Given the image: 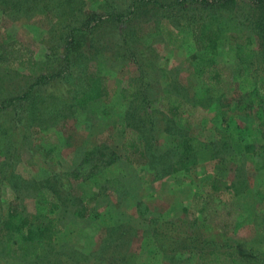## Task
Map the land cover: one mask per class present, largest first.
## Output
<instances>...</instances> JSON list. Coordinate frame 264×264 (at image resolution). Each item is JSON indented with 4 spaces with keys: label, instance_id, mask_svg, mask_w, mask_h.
<instances>
[{
    "label": "rangeland",
    "instance_id": "1",
    "mask_svg": "<svg viewBox=\"0 0 264 264\" xmlns=\"http://www.w3.org/2000/svg\"><path fill=\"white\" fill-rule=\"evenodd\" d=\"M174 1L0 0V137L6 133L17 137L19 130L14 132L4 124L13 118H1L19 113L26 117L21 123L34 125L29 135L36 145V153L28 147L22 149L18 173L11 169L9 175L2 173L11 165L3 166L6 158L0 152V186L6 178L10 182L0 188V211L5 215L15 202L24 215L49 212L50 206L40 204L38 196L40 186L48 178L55 172L74 169L85 178L74 182L70 194L73 201H68L69 212L61 220L63 235L53 245L43 241L37 252L41 258L31 259L26 253L29 246L16 255L0 243V264H197L202 261L199 252L188 253L194 250L184 244L191 240L187 237L189 226L192 235L199 233L208 238L198 241L201 246H207L209 240L228 242L233 248L224 247L222 251L245 249L244 261L250 251L256 254L252 264H264V196L260 193L264 169L256 167L255 156L252 159L245 154L234 155L228 145L231 135L245 140L261 135L250 91L261 84L264 99V9L251 0H237L225 11ZM209 12L231 15L232 21L245 30L256 58L253 69H246L248 64L237 55L232 40L224 41L215 55L198 49L193 30L207 21ZM115 13L126 20L108 18ZM95 20L100 22L94 23ZM170 32L172 40L178 41L176 45L168 41ZM17 49L24 57L10 60L7 52ZM136 57H155V61L152 67H146ZM212 67L220 70V96L211 95L208 78L203 75L204 71L210 73ZM154 68L160 72V77L155 76L164 82L165 91L187 101L175 117H182L181 122L153 127L154 144L157 145L156 136H160L158 148L162 150V144L174 148L178 143L162 131H176L178 139L192 136L194 151L207 149L204 158L192 166L190 212L184 210L191 202L188 184L181 183L178 191L167 187L161 191L144 190L140 179L130 176L139 167L137 163L119 158L104 169L99 164L95 167L97 160L86 156L90 150L104 146L110 147L109 152L124 155L123 143L131 128L123 121L134 107L131 98L137 88L133 85L143 70L146 73V69ZM89 73L107 77L109 95L83 108L73 104V98L88 87ZM15 101L20 103L19 109L14 106ZM174 104L167 97L154 109L166 113ZM138 109L141 110L140 105ZM155 114L158 113L138 115L150 118ZM39 146H54V158H44ZM209 176L228 179L240 190L236 198L241 210L238 219L244 223L239 228L224 229L217 221L209 222L195 208L193 196L202 190ZM153 193L158 196L150 197ZM82 201L90 206L91 214L102 216L85 220L74 217L72 211ZM161 209L164 213L160 217ZM158 230L180 243L172 245L177 253L170 258L166 256L170 253H162L153 240V232ZM222 261L229 264V258ZM236 264L244 263L239 259Z\"/></svg>",
    "mask_w": 264,
    "mask_h": 264
},
{
    "label": "trees",
    "instance_id": "2",
    "mask_svg": "<svg viewBox=\"0 0 264 264\" xmlns=\"http://www.w3.org/2000/svg\"><path fill=\"white\" fill-rule=\"evenodd\" d=\"M251 1L254 5L264 9V0ZM174 2L202 4L207 5L211 9H215V7H217L225 11L227 8H230L232 4H235L237 0H176ZM159 4L163 5V3ZM210 13L211 12L208 14ZM219 15L220 14H210L206 17L207 21L199 23L194 27V38L198 49L215 55L224 41L232 40L236 44L237 55L240 56L243 62L248 64L246 69H253L256 66V58L253 48H250V37L247 36L245 30H243L240 25L232 21L233 19L231 15L230 17ZM108 18L117 21L126 20L120 13L110 14V17ZM97 22L99 23L100 21L95 20L94 23ZM212 25H214V27ZM167 38L173 45H176L178 42L172 40L173 33L171 32ZM7 55H11L12 59L10 60L12 61H16L24 57V54L20 49H17L16 51H8ZM136 58H140L142 65H146V67H152L153 62L155 61V57ZM206 73L208 75H206ZM89 75L90 81H88V87L84 88L81 94L73 98V104L83 108L93 100L109 95L106 83L107 77L104 75H95L94 73H89ZM155 75L160 77L159 70H155V68L153 71L146 69V73L143 70L140 80L133 85L137 88L135 91L136 96L134 95L132 96L133 98H131L132 102L134 100V107L133 109L127 111L126 121H123L124 125L126 124L125 126L131 128L128 133L129 136L127 135L128 138H126L123 143V149L125 151L124 155L118 156L114 151L109 152L110 147L107 146L100 148V150L94 148L93 150H90V152L86 153V156L88 157L87 159L92 160L95 158V160H97L95 167L99 164L105 169L106 167L115 164L119 158H122L129 163H137L139 166L143 164L148 169H155V172L157 173L156 176L160 177V175H163L161 173L170 174L172 172H176L177 166L179 168H187L189 165L193 166L199 162L200 158H204L207 154V149L204 151H194V149H192L190 139H178L176 131L173 133H166L167 131L165 130L162 131L164 136H173L175 144L178 143V145L174 146V148L171 146L166 147V145L163 144L162 150L158 148V143H161L160 136H156L155 142L157 145L154 144L153 136L155 137V135H153V127L161 124L169 125L170 122L175 123L173 118L180 115L181 110L185 107V105H187V101L182 97L176 95L175 93L165 91V88H163L164 82L157 80ZM203 75L208 78V91L211 95L220 96L221 93L218 87L221 82L220 70L217 67H212L210 73L204 71ZM158 88L161 89L159 90ZM261 88L262 86L260 84V86L257 85L250 91L254 107L257 109L256 115L260 121L258 126L259 131L261 132L260 138L254 137L250 140H245L243 138L236 137L235 135H231L228 144L234 155L245 154L252 159L255 156V164L258 169H264V99L262 98L263 93L261 92ZM27 96L28 94L20 99H25ZM167 97L172 98L175 101L172 108L165 110L166 113H162L157 109H154L155 104L164 103V100ZM139 105L142 112L138 109ZM14 106L19 109L20 103L15 101ZM143 107L147 108L145 109ZM139 112L144 114L146 112L158 114H155L150 118H146L140 117L138 115L140 114ZM168 113H171V116ZM11 118H13L11 123L8 121L4 124L6 127H11L14 132L19 130L17 137H12V135L8 133H6L3 137H0V152H2L6 158L3 162V166L6 167L7 164L11 165L10 169H4L2 170V173L8 175L11 174V169L13 170L14 166L22 158V149L28 147L30 151L36 153V145H34L35 141H33L29 135L33 130L31 128H34V125L31 127L32 123H21V121L23 122L26 117L19 116V113L18 116L17 114L14 116L10 115L9 117L1 119L2 121H7ZM21 127L24 129V133L21 131ZM26 129H28V133L25 132ZM179 136L182 135L180 134ZM169 140L170 139H168V141ZM39 148L42 150L44 158H54V146H51L48 149L43 146H39ZM48 179L45 182L46 184L40 186L38 196L40 204L50 206L49 212L24 215L23 210L15 202L10 204L9 210L5 215H3L0 211V243H5V246H7L6 248H9V252L11 254L17 255L21 251L24 252L25 248L29 246L30 250L27 251L26 249V253L29 254L28 256L31 259H40L41 254H37V252L42 248L43 241H46L49 245H53L55 240L64 233L61 220H63L65 213L69 212V208L67 207L68 201H73L70 194L72 192V188L74 187V182L84 181L85 178L82 177V174L78 169H74L63 173L55 172L53 177ZM3 183L4 184L1 185L0 188H4L7 184H10V182L7 181V178L4 179ZM18 186L20 188V185ZM262 187L263 188L260 193L264 196V186ZM201 188L202 190H199L194 194L193 203L195 208L208 218L207 220L209 222L217 221V223L224 229L239 228L244 223L243 220L241 221L238 219L241 210L239 209L238 202L236 200L241 192H239L240 190H238L237 187L231 184L230 180L219 176H212L202 184ZM219 206L222 207L219 208ZM72 214L74 217L83 220L89 217L93 218L94 216H97L100 218L102 216L100 213L91 214L90 206L85 201H82L81 205L79 204L76 208H74ZM157 222H160L161 224L163 221L158 220ZM262 228L263 227H259V229ZM229 229L226 231L227 234L230 232L228 231ZM188 230L189 233L187 237L191 240L184 242V244H188V246L194 250H189L188 253L197 254L196 251L199 252L198 254L200 255L202 261L197 264H222L223 258H229V264H236L239 259H242V263L244 264L254 263L255 253L248 251L249 256L246 261H244L245 249L240 252L229 250L222 251V248L224 247L233 248L228 242L221 244L220 242L209 240L207 241L208 247H203L198 241L200 239L208 240V238H205L203 234L199 233L192 235L191 226H189ZM153 234V240L157 243L159 250L162 253H170L166 254L168 258L172 257L169 255H175L177 253V251H175L176 247L174 246L175 244L180 243H177L175 241L176 239H173L172 235H163L162 233H159V230L156 233L153 232ZM182 247L185 249L187 246L182 245ZM197 247L200 248L197 249Z\"/></svg>",
    "mask_w": 264,
    "mask_h": 264
},
{
    "label": "crops",
    "instance_id": "3",
    "mask_svg": "<svg viewBox=\"0 0 264 264\" xmlns=\"http://www.w3.org/2000/svg\"><path fill=\"white\" fill-rule=\"evenodd\" d=\"M181 119H182V117L181 118H174V121H175V123L176 122L178 123V122H181L180 121ZM189 139H190L191 144H192V136L189 137ZM20 161L21 160H19V162L14 166V169L12 170L14 173H18L17 167L20 166V164H21ZM155 171H156L155 169H152V168L148 169L146 166H144L142 164L138 168L136 167L135 171L133 169V172L132 171L130 172L131 173L130 176L132 175V178L135 177L136 179H140V183H141L142 188L144 190L146 189V190L161 191L162 189L164 190L165 187H167V189H170L173 191H178L179 185L181 186V183H182V185L188 184L189 191H191V193H189L188 200H190L191 202L189 201L190 202L189 207L184 208V210H188L190 212L191 211L190 206H192V177H191L192 165H189L187 168H181V167L179 168L177 166L176 172H172L170 174L161 173L163 175H160V177L156 176L157 173ZM106 174H107V171H106ZM150 175H151V177H150ZM167 175H172V176H170V178H167L166 177ZM114 176L115 177H112L113 179L116 178V175H114ZM128 177H129V175L126 176V179H128ZM210 177H212V176H209L208 178H210ZM208 178H206L205 180H207ZM108 179L111 180V177L108 176ZM167 179H170V181L168 183L169 186H166V184H165V183H167ZM157 196H158V193H153L150 197H157ZM178 204H180V202H178ZM159 212H160V217H161V215L164 213V209H161ZM162 220H164V219H162ZM165 221H168V220H165ZM146 251L149 252V249L146 248Z\"/></svg>",
    "mask_w": 264,
    "mask_h": 264
}]
</instances>
